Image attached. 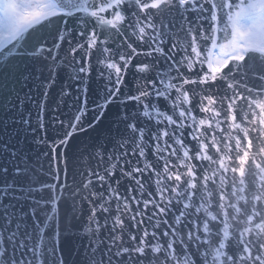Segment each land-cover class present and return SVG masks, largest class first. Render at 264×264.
Returning <instances> with one entry per match:
<instances>
[{"label": "water", "instance_id": "water-1", "mask_svg": "<svg viewBox=\"0 0 264 264\" xmlns=\"http://www.w3.org/2000/svg\"><path fill=\"white\" fill-rule=\"evenodd\" d=\"M0 48V264H264V0H53Z\"/></svg>", "mask_w": 264, "mask_h": 264}, {"label": "rangeland", "instance_id": "rangeland-1", "mask_svg": "<svg viewBox=\"0 0 264 264\" xmlns=\"http://www.w3.org/2000/svg\"><path fill=\"white\" fill-rule=\"evenodd\" d=\"M41 14L40 4L36 0L23 3V0H0V45L6 40L5 33H12L15 28L25 22L36 18ZM249 44H257L264 47V26H241L237 35V51ZM227 61V57L221 53H215L214 66L221 67Z\"/></svg>", "mask_w": 264, "mask_h": 264}, {"label": "bare ground", "instance_id": "bare-ground-1", "mask_svg": "<svg viewBox=\"0 0 264 264\" xmlns=\"http://www.w3.org/2000/svg\"><path fill=\"white\" fill-rule=\"evenodd\" d=\"M29 1L30 0H23V3L25 2L28 3ZM36 2L40 4L41 14L38 15L36 18L32 19L31 21L25 23L21 27L15 29L12 33H5V37H6L5 42H7V40L12 39L13 36H15L16 34H19L22 30L30 26L38 18H41L44 15L55 13L58 11L52 0H36ZM237 25H238V29H240L241 26H245V27H250L251 25L264 26V9L260 13L251 14V15H247V16L240 18ZM3 44H1L0 46H2ZM249 46L260 47L264 50L263 46H260L257 44H249ZM241 55H242L241 51H236L232 55H229V56L240 58Z\"/></svg>", "mask_w": 264, "mask_h": 264}]
</instances>
